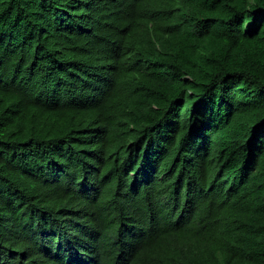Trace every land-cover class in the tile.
I'll use <instances>...</instances> for the list:
<instances>
[{
	"label": "trees",
	"instance_id": "trees-1",
	"mask_svg": "<svg viewBox=\"0 0 264 264\" xmlns=\"http://www.w3.org/2000/svg\"><path fill=\"white\" fill-rule=\"evenodd\" d=\"M0 264H264V0H0Z\"/></svg>",
	"mask_w": 264,
	"mask_h": 264
}]
</instances>
